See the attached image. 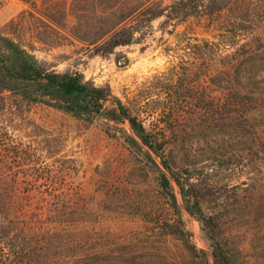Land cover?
<instances>
[{"label":"rangeland","instance_id":"1","mask_svg":"<svg viewBox=\"0 0 264 264\" xmlns=\"http://www.w3.org/2000/svg\"><path fill=\"white\" fill-rule=\"evenodd\" d=\"M107 2L94 0L87 9L83 35H89L90 25L103 26ZM28 9L20 0H0V33L10 35L8 25ZM162 23L153 22L136 34L139 44L118 48L108 57L95 56L93 48L55 34L51 39L59 46L36 55L52 71L79 72L97 86L108 85L125 104L144 109L147 131L170 144L179 166L212 151L234 156L233 170L204 172L217 182L210 205L228 206L219 210L223 232L243 264H264V143L251 141L243 120V127L226 132L206 125L205 115L191 100L169 99L167 93L174 89L196 97L203 92L216 101L223 92L215 79L218 72L202 70L204 62L186 49L189 42L201 44L210 37L196 29L192 37L182 38L186 25L174 29ZM20 38L45 49L29 31ZM260 75L264 81V69ZM0 97L5 100L4 106L0 103V199L20 212L15 223L25 235H35L40 246L43 235L60 243L52 249L58 254L53 264H199L177 239L157 236L153 223L177 217L158 190L156 168L125 147L129 129L115 130L100 120L88 126L51 109L17 108L8 94ZM158 107L165 113H153ZM179 107L183 115L172 113ZM194 113L199 119L190 118ZM258 120L264 124V114ZM180 217L191 243L210 255L198 219L183 209ZM0 255L7 257L5 252Z\"/></svg>","mask_w":264,"mask_h":264},{"label":"trees","instance_id":"2","mask_svg":"<svg viewBox=\"0 0 264 264\" xmlns=\"http://www.w3.org/2000/svg\"><path fill=\"white\" fill-rule=\"evenodd\" d=\"M20 1L29 9L8 25L12 37L0 33V95L8 94L17 108L43 107L88 126L100 120L115 130L129 129V135L123 131L125 147L156 168L158 190L177 217L175 221L153 223L159 230L157 236L177 239L199 264H243L223 232L219 210L228 206L210 205L217 192V182L208 173L233 170L237 167L234 156L212 151L200 161L190 159L179 166L171 156L170 144L147 131L142 120L144 109L125 104L113 95L108 85L97 86L79 72L52 71L36 53L59 46L52 41V34L93 48L95 56L108 57L118 48L139 44L136 34L151 28L159 19H163L162 27L172 25L176 29L186 25L182 38L192 37L193 31L201 29L210 38L201 40V44L189 42L186 49L204 62L202 70L218 72L215 79L220 80L223 98L216 101L203 92L196 97L190 91L175 89L169 90L167 96L176 103L191 100V106L205 115L206 125L221 127L226 132L243 127L240 125L243 120L251 141L264 143V124L260 125L258 120L264 114L261 99L264 81L260 78L264 69V0H108L103 9L106 17L103 26L90 25L88 36L82 32L83 15L94 0ZM36 23L44 31L40 32ZM24 31H29L45 49L21 41ZM221 48L233 52L224 55ZM0 101L4 106L5 100L0 97ZM239 109L244 113L240 114ZM152 110L165 113L161 107ZM173 110L175 114L185 113L181 107ZM189 115L199 119L197 113L193 117ZM199 167L203 171L195 175ZM247 168L253 167L248 164ZM205 171L208 173L204 174ZM180 209L200 222L210 242V255L198 251L191 243ZM19 213L11 203L0 199V253L7 255H0V264H53L58 254L52 249L57 242L43 235L44 246H40L35 235H25V229L15 223Z\"/></svg>","mask_w":264,"mask_h":264}]
</instances>
